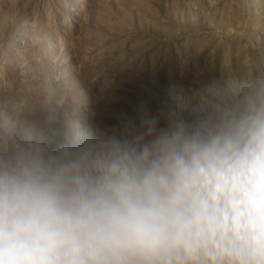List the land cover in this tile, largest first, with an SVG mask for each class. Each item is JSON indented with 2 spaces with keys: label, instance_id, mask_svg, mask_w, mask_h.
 I'll return each instance as SVG.
<instances>
[{
  "label": "clouds",
  "instance_id": "obj_1",
  "mask_svg": "<svg viewBox=\"0 0 264 264\" xmlns=\"http://www.w3.org/2000/svg\"><path fill=\"white\" fill-rule=\"evenodd\" d=\"M0 264H264V69L71 141L6 117Z\"/></svg>",
  "mask_w": 264,
  "mask_h": 264
},
{
  "label": "rangeland",
  "instance_id": "obj_2",
  "mask_svg": "<svg viewBox=\"0 0 264 264\" xmlns=\"http://www.w3.org/2000/svg\"><path fill=\"white\" fill-rule=\"evenodd\" d=\"M264 69V0H0V122L71 141Z\"/></svg>",
  "mask_w": 264,
  "mask_h": 264
}]
</instances>
